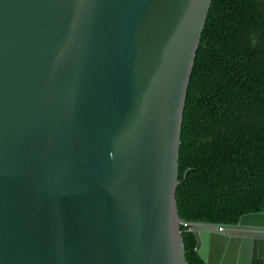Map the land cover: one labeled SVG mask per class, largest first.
Wrapping results in <instances>:
<instances>
[{"label": "water", "instance_id": "water-1", "mask_svg": "<svg viewBox=\"0 0 264 264\" xmlns=\"http://www.w3.org/2000/svg\"><path fill=\"white\" fill-rule=\"evenodd\" d=\"M217 2L0 0V264H192L186 139ZM193 226L207 264H264V233Z\"/></svg>", "mask_w": 264, "mask_h": 264}, {"label": "trees", "instance_id": "trees-1", "mask_svg": "<svg viewBox=\"0 0 264 264\" xmlns=\"http://www.w3.org/2000/svg\"><path fill=\"white\" fill-rule=\"evenodd\" d=\"M264 213V0H218L191 100L183 214L192 264L196 223L234 227Z\"/></svg>", "mask_w": 264, "mask_h": 264}, {"label": "flooded vegetation", "instance_id": "flooded-vegetation-1", "mask_svg": "<svg viewBox=\"0 0 264 264\" xmlns=\"http://www.w3.org/2000/svg\"><path fill=\"white\" fill-rule=\"evenodd\" d=\"M235 228H232V232L237 233L239 235L244 234V232H246V234L253 236V237H259L261 236L264 232L261 229L258 228H246V227H240L239 224L234 226Z\"/></svg>", "mask_w": 264, "mask_h": 264}, {"label": "clouds", "instance_id": "clouds-1", "mask_svg": "<svg viewBox=\"0 0 264 264\" xmlns=\"http://www.w3.org/2000/svg\"><path fill=\"white\" fill-rule=\"evenodd\" d=\"M194 228V226L192 225V229Z\"/></svg>", "mask_w": 264, "mask_h": 264}]
</instances>
